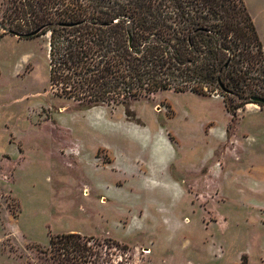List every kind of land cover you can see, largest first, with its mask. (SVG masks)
<instances>
[{
	"label": "rangeland",
	"instance_id": "1",
	"mask_svg": "<svg viewBox=\"0 0 264 264\" xmlns=\"http://www.w3.org/2000/svg\"><path fill=\"white\" fill-rule=\"evenodd\" d=\"M64 233L88 250L54 257ZM0 264H264V106L172 89L85 106L53 87L48 35L6 34Z\"/></svg>",
	"mask_w": 264,
	"mask_h": 264
},
{
	"label": "trees",
	"instance_id": "2",
	"mask_svg": "<svg viewBox=\"0 0 264 264\" xmlns=\"http://www.w3.org/2000/svg\"><path fill=\"white\" fill-rule=\"evenodd\" d=\"M1 6L0 39L48 35L53 87L85 106L127 104L168 89L218 91L235 116L252 96L264 97V46L244 0H1ZM80 241L78 233L58 234L51 251L60 258L88 250Z\"/></svg>",
	"mask_w": 264,
	"mask_h": 264
},
{
	"label": "crops",
	"instance_id": "3",
	"mask_svg": "<svg viewBox=\"0 0 264 264\" xmlns=\"http://www.w3.org/2000/svg\"><path fill=\"white\" fill-rule=\"evenodd\" d=\"M260 16L264 18V0H259V3H258V17ZM258 30H259V27H258ZM259 34H261L260 30H259Z\"/></svg>",
	"mask_w": 264,
	"mask_h": 264
},
{
	"label": "water",
	"instance_id": "4",
	"mask_svg": "<svg viewBox=\"0 0 264 264\" xmlns=\"http://www.w3.org/2000/svg\"><path fill=\"white\" fill-rule=\"evenodd\" d=\"M250 100L253 103H257V104H260V105L261 104L264 105V97H262V96H252L250 98Z\"/></svg>",
	"mask_w": 264,
	"mask_h": 264
}]
</instances>
